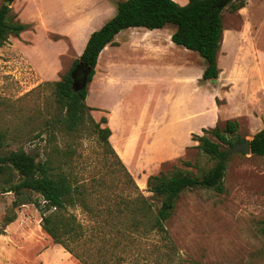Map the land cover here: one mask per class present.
<instances>
[{
    "label": "rangeland",
    "instance_id": "374dc122",
    "mask_svg": "<svg viewBox=\"0 0 264 264\" xmlns=\"http://www.w3.org/2000/svg\"><path fill=\"white\" fill-rule=\"evenodd\" d=\"M118 1L0 0L10 20L27 25L0 45V156L23 149L36 160L48 159L91 193L90 209L76 203L63 210L80 224L78 236L66 239L77 258L42 228L49 212L42 196L29 189L14 192L21 176L3 163L0 264H264V156L228 155L223 192L182 191L161 231L148 229L143 216L130 212L138 202L132 201L142 197L153 213L158 208L147 187L149 175L176 168L202 175L211 168L214 161L192 134L235 119L237 134L251 140L264 127V0L222 10L216 81L200 79L205 61L197 52L165 42L174 31L171 24L146 34L142 27L123 29L118 38L138 41L115 43L99 54L86 103L95 121L111 120L118 145H129L120 158L136 186L112 171L113 160L103 154L95 133L62 129L57 118L63 110L54 93V82L83 50L85 23L98 22L95 9L101 4L106 19L111 17ZM158 37L163 40L154 54L149 44ZM112 53L119 57L108 64ZM215 103L218 115L208 120ZM118 208L123 213L115 216Z\"/></svg>",
    "mask_w": 264,
    "mask_h": 264
},
{
    "label": "trees",
    "instance_id": "16d2710c",
    "mask_svg": "<svg viewBox=\"0 0 264 264\" xmlns=\"http://www.w3.org/2000/svg\"><path fill=\"white\" fill-rule=\"evenodd\" d=\"M231 6L232 10L244 6L243 0H187L180 5L175 0H120L116 4V13L108 19L99 29L88 36L86 44L73 63L72 68L58 81L54 82V93L57 104L63 110L57 118L60 126L67 133L81 135L88 130L96 134V139L103 149V154L111 158L112 171L121 173L122 177L134 184V180L115 151L109 137L111 129L107 124V118L101 116L95 121L91 115L94 108L86 103L87 85L75 91L72 87L71 73L82 61L89 67L86 82H90L94 75L100 52L108 44H114L116 34L121 30L131 27H143L147 29H161L169 24L174 26L171 40L182 47L197 52L205 61L201 79H217L219 69L217 67V53L223 36L222 10ZM9 7H0V45L10 35L17 36L27 25L14 22L8 17ZM90 126L93 128L89 129ZM238 122L235 119H227L224 127L215 125L212 128L202 130L204 134H192V140L198 142L197 147L203 154L211 158L214 163L211 168L202 175L185 172L176 168L171 174L159 172L149 175L147 187L159 200V206L153 213V206L148 199H135L132 202L136 208L130 212L139 214L146 219L148 229L163 230L164 223L170 217L176 200L180 193L187 189L206 188L216 192H223V177L227 167L228 147L237 142H243L244 138L237 134ZM206 134L211 135V139ZM251 153L264 156V127L257 131L250 140ZM243 153V151H242ZM9 163L21 176V180L12 188L19 193L23 189L38 192L44 201V211L41 226L44 231L68 252L78 258L77 254L68 246L66 239H75L78 236L77 229L80 224L75 223V217H64L63 210L66 205L80 203L88 210L87 198L91 195L87 192V186L74 181L62 171L55 170L50 160H36L23 149L11 151L0 156V170L3 163ZM187 166H194L189 161L183 162ZM99 186L100 183H95ZM136 186V184H134ZM94 187V186H93ZM92 211V210H91ZM123 213L122 209L115 210V216ZM79 225V226H78Z\"/></svg>",
    "mask_w": 264,
    "mask_h": 264
},
{
    "label": "crops",
    "instance_id": "0c3cea01",
    "mask_svg": "<svg viewBox=\"0 0 264 264\" xmlns=\"http://www.w3.org/2000/svg\"><path fill=\"white\" fill-rule=\"evenodd\" d=\"M108 1H110V0H101V2H102V4H103V2L104 3H106V2H108ZM102 4L101 5H99V7L97 8V9H95L96 11H98V14L96 15V17L98 18L97 20H98V22H94L95 24L93 25V27H90V24H92V23H85V25H86V28H87V30H89V34H88V36L90 35V33L91 32H93V31H95V30H97V29H99L108 19H110L115 13H116V6H115V8H114V12H113V15L111 16V17H109V18H107L106 19V17H105V15H104V12H103V7H102ZM117 4V3H116ZM95 17V18H96ZM93 19L94 18H92L91 19V21H93ZM90 21V22H91ZM101 21V22H100ZM90 27V28H89ZM143 28V27H142ZM128 29V28H127ZM129 29H131V31H133L134 29L137 31L138 29H139V27H131V28H129ZM86 30V31H87ZM153 30V29H152ZM154 30H156V29H154ZM150 29H147V28H143V34H146V33H150ZM155 33H157V32H155ZM173 32H167V39H168V41H165L166 43H168L169 45H171V46H174V45H177V44H175L172 40H171V34H172ZM223 34H224V32H223ZM88 36L87 37H84L83 36V34L80 36V40H84L85 39V42L83 43V45H82V48L81 49H83L84 48V46H85V44H86V41H87V39H88ZM119 37V33L118 34H116V36L114 37V40H113V42H114V45H115V43H124V42H122V41H128V42H132V41H138V40H136V39H134V40H132V39H127V38H124V39H122V38H118ZM162 38H157V39H155V40H153V41H151V43L149 44L150 45V47H151V49H152V51H150V52H152V53H154V54H156L157 52H159L158 51V46L156 45L157 43H159V42H162ZM81 41V42H82ZM223 41V40H222ZM222 41H221V43H222ZM125 42V43H126ZM143 43H144V41H143ZM153 43H155L154 45L155 46H152V44ZM113 44H108V45H106L105 46V48L106 47H111ZM177 46H179V45H177ZM182 47V46H181ZM104 48V49H105ZM183 48H185V47H183ZM103 49V50H104ZM185 49H187V48H185ZM187 50H189V49H187ZM102 52V51H101ZM100 52V53H101ZM194 52V51H193ZM115 54H111L110 55V57L108 58V64L111 62V61H114L116 58H118L119 56H114ZM201 61V60H200ZM206 65V64H205ZM204 66L201 68V70H200V73H199V75H200V79H201V76H202V73H203V70H204ZM202 80V79H201ZM203 81V80H202ZM199 101V100H198ZM199 103V107H204L205 106V104H204V101L203 102H197V104ZM196 106V105H195ZM195 106H194V104H193V107H192V109L190 110V111H192L194 108H195ZM213 107H214V109H212V111L211 112H209V113H206V114H209L208 116V120L210 119V118H213L214 116L216 117L218 114H217V112L219 111V109H218V107L216 106V103L215 104H213ZM189 112V111H188ZM211 113H213V116L211 115ZM207 121V120H206ZM108 125H109V127H110V129H111V131H112V133H111V135H110V137H109V140H110V142L113 144V147H114V149L116 150V152L118 153V155L123 159V156H124V153L125 152H127L128 151V148H129V145L128 144H120V145H118L115 141H114V132H116L117 131V129L115 128V127H113V124H112V122H111V120H109L108 121ZM122 149H125V151L124 150H122Z\"/></svg>",
    "mask_w": 264,
    "mask_h": 264
},
{
    "label": "water",
    "instance_id": "95a60500",
    "mask_svg": "<svg viewBox=\"0 0 264 264\" xmlns=\"http://www.w3.org/2000/svg\"><path fill=\"white\" fill-rule=\"evenodd\" d=\"M89 70H90L89 67L86 64H84L82 61H80L79 64L74 68V70L71 73V77L73 79L72 87L75 91H78L87 85L86 77ZM212 80L216 81V79H212ZM241 151L251 154L249 139H244L243 142L240 143L237 142L233 146L229 147L225 156H228L233 153H238Z\"/></svg>",
    "mask_w": 264,
    "mask_h": 264
}]
</instances>
